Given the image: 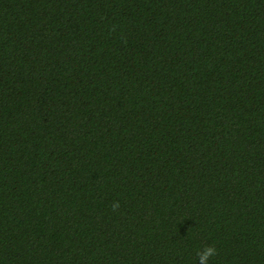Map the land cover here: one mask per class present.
Segmentation results:
<instances>
[{
	"label": "trees",
	"instance_id": "16d2710c",
	"mask_svg": "<svg viewBox=\"0 0 264 264\" xmlns=\"http://www.w3.org/2000/svg\"><path fill=\"white\" fill-rule=\"evenodd\" d=\"M205 246L264 264V0H0V264Z\"/></svg>",
	"mask_w": 264,
	"mask_h": 264
},
{
	"label": "clouds",
	"instance_id": "9594fccd",
	"mask_svg": "<svg viewBox=\"0 0 264 264\" xmlns=\"http://www.w3.org/2000/svg\"><path fill=\"white\" fill-rule=\"evenodd\" d=\"M119 208V202L116 201L112 204V210L115 211ZM217 254V250L214 246H205L202 251L197 253L199 264H208L211 257Z\"/></svg>",
	"mask_w": 264,
	"mask_h": 264
}]
</instances>
